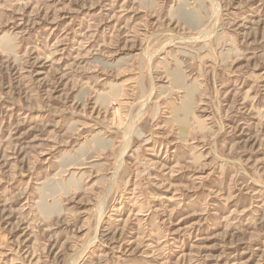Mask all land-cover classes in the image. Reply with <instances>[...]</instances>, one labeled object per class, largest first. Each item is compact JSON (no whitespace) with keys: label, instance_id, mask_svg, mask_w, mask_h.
I'll return each instance as SVG.
<instances>
[{"label":"rangeland","instance_id":"obj_1","mask_svg":"<svg viewBox=\"0 0 264 264\" xmlns=\"http://www.w3.org/2000/svg\"><path fill=\"white\" fill-rule=\"evenodd\" d=\"M0 264H264V0H0Z\"/></svg>","mask_w":264,"mask_h":264},{"label":"bare ground","instance_id":"obj_2","mask_svg":"<svg viewBox=\"0 0 264 264\" xmlns=\"http://www.w3.org/2000/svg\"><path fill=\"white\" fill-rule=\"evenodd\" d=\"M202 40V39H201Z\"/></svg>","mask_w":264,"mask_h":264}]
</instances>
